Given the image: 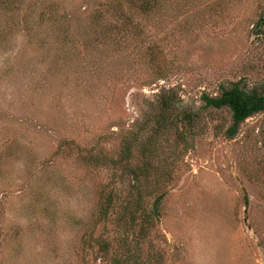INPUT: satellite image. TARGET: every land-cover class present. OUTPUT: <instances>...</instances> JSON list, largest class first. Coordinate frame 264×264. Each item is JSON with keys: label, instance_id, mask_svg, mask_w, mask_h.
I'll use <instances>...</instances> for the list:
<instances>
[{"label": "rangeland", "instance_id": "rangeland-1", "mask_svg": "<svg viewBox=\"0 0 264 264\" xmlns=\"http://www.w3.org/2000/svg\"><path fill=\"white\" fill-rule=\"evenodd\" d=\"M240 81L264 0H0V264H264V110L203 98Z\"/></svg>", "mask_w": 264, "mask_h": 264}, {"label": "trees", "instance_id": "trees-1", "mask_svg": "<svg viewBox=\"0 0 264 264\" xmlns=\"http://www.w3.org/2000/svg\"><path fill=\"white\" fill-rule=\"evenodd\" d=\"M203 98L206 101L205 104L207 106H213L216 108L227 106L231 109L233 124L228 129V134L230 135V137L234 136L238 132L239 125L245 119L261 110H264V95H260L255 88L248 90L245 87H241V81L233 84L228 88L222 86V93L219 96L211 97L208 95H204ZM189 115H196V113L191 111ZM127 208L128 207L126 205L124 209ZM156 213L157 208L155 207V205H152L149 210L138 205L136 206L135 211L132 210L131 215H129V220L126 217V220L129 223L128 227L131 225L134 226L138 217H140L142 222V232H140L139 235H143L145 233V229L151 226L152 220L155 219ZM128 260L129 258L125 259V256H122L120 259L111 264H124L125 261L128 262Z\"/></svg>", "mask_w": 264, "mask_h": 264}]
</instances>
